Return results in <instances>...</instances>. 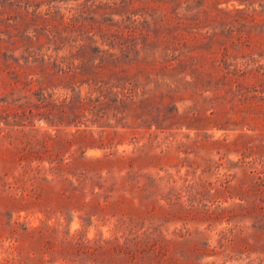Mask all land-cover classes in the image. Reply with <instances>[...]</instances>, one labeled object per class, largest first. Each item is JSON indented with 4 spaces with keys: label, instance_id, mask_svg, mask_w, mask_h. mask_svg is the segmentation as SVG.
<instances>
[{
    "label": "rangeland",
    "instance_id": "374dc122",
    "mask_svg": "<svg viewBox=\"0 0 264 264\" xmlns=\"http://www.w3.org/2000/svg\"><path fill=\"white\" fill-rule=\"evenodd\" d=\"M104 154L94 172L149 183L148 213L125 193L139 212L125 227L113 209L87 221L27 194V164ZM259 172L264 0H0V264H121L100 239L142 232L176 264H262L264 211L232 205L245 192L264 207ZM46 225L49 244L26 234ZM67 231L83 243L62 244Z\"/></svg>",
    "mask_w": 264,
    "mask_h": 264
},
{
    "label": "trees",
    "instance_id": "16d2710c",
    "mask_svg": "<svg viewBox=\"0 0 264 264\" xmlns=\"http://www.w3.org/2000/svg\"><path fill=\"white\" fill-rule=\"evenodd\" d=\"M124 89L125 87L122 86L121 91L124 92ZM97 90L99 91V95L95 99L96 102L106 101V92L111 93L112 91L109 88L102 90L101 86L98 87ZM128 90L129 91L123 93V95L130 97L129 99H131L134 89L130 87ZM132 102L131 105L133 104L135 106V100ZM81 106H85V103ZM83 132L84 129H77L75 133H73L75 141L80 144L79 147H82V143L85 141ZM91 136L93 137L92 133ZM100 140V144H95L91 147L104 149L106 146L103 144V140ZM43 147V151L47 152L48 149L45 146ZM23 149L25 150V148ZM107 156L108 154H104L102 157L91 158L87 162L74 159L68 160L64 163H54L53 160H51L46 169H44L43 166H40V164L33 167L31 164H27V169L24 170V180L30 183V188L27 194L34 203L42 206L43 210L49 212L50 210H54V207L61 209L58 210L57 208V211L71 212L80 210L86 214L84 220L87 221H91L93 216L103 218L104 215H107L108 212L113 209L112 215H118L116 226L125 227L127 218L128 220L133 221L135 213H139L138 209L134 211L133 208L135 205L131 203V200L127 198L125 193H129L132 198L136 199L140 192L138 196V207H146V212L148 213V211H151L152 209H148V205L142 201L143 198L146 199L149 183L140 184L139 180L136 178L137 175H133L130 172L119 176H104L99 172H94V166L90 162L103 163L104 161H107L104 160ZM43 169L48 171L52 177L47 178L46 176H39L38 174L41 173V170ZM261 173L262 172H259L260 175L253 173V175L254 178H258L264 182V176H262ZM38 179L45 181L47 185H36ZM133 181L134 183H132ZM230 182L231 179L229 178V175H226L222 179L220 186L216 188L220 197L226 198L225 201L235 197L233 195H225L230 191L232 192V185ZM241 195L242 196H237L239 202H233L232 205L244 206V203H246L245 206L252 205L255 210L260 208L264 211L263 206L258 207L256 204L258 200L257 196L252 199V197L250 195L247 196L245 192ZM54 231L55 228L53 226L46 225L45 228L33 227L28 230L26 234L30 238L34 237L36 234L38 236L46 234L48 240L44 243L49 244L51 242L50 233ZM118 238L119 237H114L115 240L105 238L100 239V241L103 242V245L100 246L99 244V247L101 250H104V252L121 257V264H176V262H170V260H168V253H166V251L168 252V244L160 245L162 240L160 241L158 238L153 237L151 233L146 234L145 232H142L137 233L132 237H124L122 242H119ZM60 241L67 246L68 244L83 243V238L78 234H70L67 231ZM86 242L91 241L90 239H86ZM95 242L98 244V240ZM95 250L96 249H93L89 254L93 253ZM191 250H193V248ZM86 252H88V250ZM184 253H187V251Z\"/></svg>",
    "mask_w": 264,
    "mask_h": 264
}]
</instances>
